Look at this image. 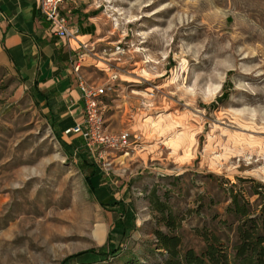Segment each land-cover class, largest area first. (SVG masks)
<instances>
[{
  "label": "rangeland",
  "instance_id": "374dc122",
  "mask_svg": "<svg viewBox=\"0 0 264 264\" xmlns=\"http://www.w3.org/2000/svg\"><path fill=\"white\" fill-rule=\"evenodd\" d=\"M64 12L70 25L94 21L86 76L108 86L106 127L130 141L93 155L0 63V264L161 261L154 194L185 247L199 251L208 231L230 248L232 194L252 214L264 194V0H69ZM88 163L99 194L126 211L101 204Z\"/></svg>",
  "mask_w": 264,
  "mask_h": 264
},
{
  "label": "crops",
  "instance_id": "0c3cea01",
  "mask_svg": "<svg viewBox=\"0 0 264 264\" xmlns=\"http://www.w3.org/2000/svg\"><path fill=\"white\" fill-rule=\"evenodd\" d=\"M90 19L75 18L71 26L76 34L67 39L52 32L39 12L38 0H0V63L21 74L48 112L50 125L63 134L82 119L84 109L75 65H81L79 74L85 80L97 83L86 76L95 58L81 49L92 43L95 23Z\"/></svg>",
  "mask_w": 264,
  "mask_h": 264
},
{
  "label": "trees",
  "instance_id": "16d2710c",
  "mask_svg": "<svg viewBox=\"0 0 264 264\" xmlns=\"http://www.w3.org/2000/svg\"><path fill=\"white\" fill-rule=\"evenodd\" d=\"M57 135L65 147L70 146L61 139L60 134ZM82 166L87 167V164L82 163ZM88 167L91 168L93 175L92 178L88 176V179L92 188L99 195L98 199L101 204L106 208L122 205V210L126 211V205L123 202L115 200L111 202L110 199L107 200L108 198L103 197L102 193L99 194L101 190L105 189L97 185L98 182H95L94 179L98 178L99 170L91 163H88ZM256 194L262 196V207L258 214H252L250 201L246 200L242 193H233L231 196L232 202L228 207V212L238 220L235 231L236 240L233 245L229 248L216 233L200 231L199 235L204 241V246L199 251L193 247L184 246L182 236L176 233L180 223L177 222L171 208L166 202L160 200L158 195H152L151 203L161 214V221L166 227V231L162 229L154 231L156 243L159 249L165 251L166 257L151 264H264V194L262 191H258ZM110 198L112 199V197ZM117 222L121 224L125 221L119 217ZM122 234H124L123 231ZM116 250L118 247L112 252ZM105 256L107 255L105 254Z\"/></svg>",
  "mask_w": 264,
  "mask_h": 264
},
{
  "label": "built area",
  "instance_id": "2783aa9c",
  "mask_svg": "<svg viewBox=\"0 0 264 264\" xmlns=\"http://www.w3.org/2000/svg\"><path fill=\"white\" fill-rule=\"evenodd\" d=\"M67 0H38V9L41 16L49 23L50 29L57 36L71 39L76 31L71 27L68 16L64 12ZM80 64L75 65L78 72V86L83 93L84 109L82 119L74 126L67 128L64 133L70 137L83 139L86 147L93 155L103 158L108 151L122 150L130 141L127 130L120 133L109 131L104 117V97L108 86L98 85L86 81L79 74Z\"/></svg>",
  "mask_w": 264,
  "mask_h": 264
}]
</instances>
